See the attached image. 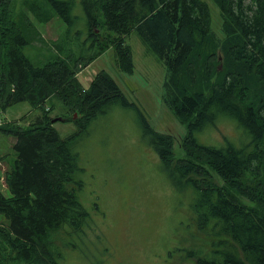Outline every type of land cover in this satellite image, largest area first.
<instances>
[{
    "label": "trees",
    "instance_id": "16d2710c",
    "mask_svg": "<svg viewBox=\"0 0 264 264\" xmlns=\"http://www.w3.org/2000/svg\"><path fill=\"white\" fill-rule=\"evenodd\" d=\"M213 1L222 38L202 0H82L81 26L72 0H0V111L22 101L36 110L27 126L0 123V136L14 138L13 156L0 153L9 163L0 168V264H62L56 239L88 226L75 147L115 105L137 113L162 170L191 195L197 228L218 237L212 244L222 249L209 257L188 251L195 263L264 264V0ZM55 16L66 29L50 40L54 55L36 65L23 47L41 36L34 21ZM132 29L165 65L163 101L187 127L182 157L174 156L173 136L152 129L106 71L86 88L78 79L110 46L116 66L132 72ZM54 97L62 120L77 126L66 138L45 105ZM220 121L241 130L238 145L226 134L219 145L198 141Z\"/></svg>",
    "mask_w": 264,
    "mask_h": 264
},
{
    "label": "rangeland",
    "instance_id": "374dc122",
    "mask_svg": "<svg viewBox=\"0 0 264 264\" xmlns=\"http://www.w3.org/2000/svg\"><path fill=\"white\" fill-rule=\"evenodd\" d=\"M72 1V13L82 18L81 26L85 17L82 0ZM202 1L209 9L212 29L222 38L218 7L213 0ZM34 24L40 33L35 34L41 36L25 45L23 52L32 63L41 65L54 55L50 40L64 33L66 22L55 16L46 23ZM126 42L131 49L132 72L116 66L114 48L110 46L79 71L78 79L86 88L98 71H106L152 129L173 136L174 156L182 157L180 145L187 127L163 101L165 65L135 29L126 36ZM45 105L53 107L50 115L54 118L64 112L55 97ZM35 115L36 110L26 101L0 111V118L23 126ZM216 126L198 135V141L219 145L215 142L222 141L226 134L239 144L241 130L234 122L220 121ZM53 127L61 138L77 130L73 121L61 119H55ZM142 129L137 113L115 105L91 122L87 135L75 147L81 169L78 174L83 181L79 198L89 213L88 226L78 233L68 229L56 239L62 264H196L188 251L200 249L195 256L209 257L211 251L222 249L212 244L218 237L197 228L189 207L191 195L171 183ZM13 142L12 136H0V153L8 159L13 156ZM8 159L0 162L1 170L8 167ZM213 180L221 182L216 175ZM1 187L4 189V185Z\"/></svg>",
    "mask_w": 264,
    "mask_h": 264
},
{
    "label": "water",
    "instance_id": "95a60500",
    "mask_svg": "<svg viewBox=\"0 0 264 264\" xmlns=\"http://www.w3.org/2000/svg\"><path fill=\"white\" fill-rule=\"evenodd\" d=\"M74 116H76V113H74ZM55 119H58V120H59V119H61V117L53 118V119H52V122H53Z\"/></svg>",
    "mask_w": 264,
    "mask_h": 264
},
{
    "label": "built area",
    "instance_id": "2783aa9c",
    "mask_svg": "<svg viewBox=\"0 0 264 264\" xmlns=\"http://www.w3.org/2000/svg\"><path fill=\"white\" fill-rule=\"evenodd\" d=\"M0 123H1V120H0Z\"/></svg>",
    "mask_w": 264,
    "mask_h": 264
}]
</instances>
